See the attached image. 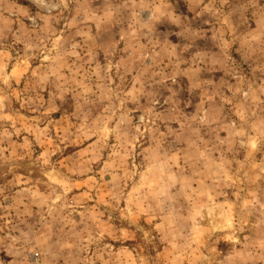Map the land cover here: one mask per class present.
Instances as JSON below:
<instances>
[{"label": "clouds", "instance_id": "1", "mask_svg": "<svg viewBox=\"0 0 264 264\" xmlns=\"http://www.w3.org/2000/svg\"><path fill=\"white\" fill-rule=\"evenodd\" d=\"M0 264H264V0H0Z\"/></svg>", "mask_w": 264, "mask_h": 264}]
</instances>
